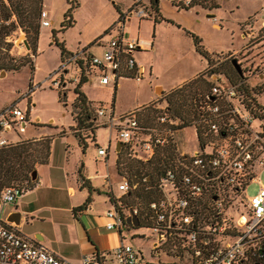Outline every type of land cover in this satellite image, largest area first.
Segmentation results:
<instances>
[{
    "label": "built area",
    "instance_id": "1",
    "mask_svg": "<svg viewBox=\"0 0 264 264\" xmlns=\"http://www.w3.org/2000/svg\"><path fill=\"white\" fill-rule=\"evenodd\" d=\"M146 9V5L135 0L118 15L117 31L102 49L81 58L82 67L90 71L86 77L98 71L100 83H108L112 77L113 85L121 71L136 79L141 77L142 66L135 64L131 53L145 48L144 43L125 35L123 21L131 13L139 17L150 15ZM38 17L41 26L50 23L44 9L39 10ZM238 28L242 29L240 35L246 37L245 47L260 45L263 59L254 70V77L264 83V5L242 18ZM76 55L66 58L62 68ZM76 69L79 70L77 66ZM241 75L244 76L242 70ZM205 78L212 80L209 92L198 105L195 118L185 125L193 126L197 139L198 147L192 151L181 148L185 126H179L176 118L167 115L165 103L158 105L159 113L148 126L139 124L133 113L113 115L111 111L103 122L114 127L117 140L122 142L120 146L138 160L145 161L167 147L172 149L155 182L157 195L137 217L138 224L154 234L151 256L165 254L177 264H264V184L260 180L264 171V109L258 101L257 83L248 84L245 76L229 80L224 75L216 79L210 74ZM53 82L57 86V80ZM27 112V106L12 104L0 110V146L10 142L2 131L24 129ZM104 113L105 108L98 105L96 116ZM112 120L118 122L112 125ZM254 121L256 124H252ZM106 151V147L97 146L99 155ZM253 181L257 183L256 190L246 194V185ZM116 186L122 194L132 184L128 177L121 176ZM23 191V186L2 187L0 205L14 202ZM138 212L135 205L128 206L126 216ZM104 215L106 229H119L126 218L113 205ZM0 264L71 263L0 217ZM79 264L159 263L144 260L140 251L119 241L102 258L83 254Z\"/></svg>",
    "mask_w": 264,
    "mask_h": 264
},
{
    "label": "rangeland",
    "instance_id": "2",
    "mask_svg": "<svg viewBox=\"0 0 264 264\" xmlns=\"http://www.w3.org/2000/svg\"><path fill=\"white\" fill-rule=\"evenodd\" d=\"M76 1L77 6L70 12L71 24L59 30L67 2L41 0L40 9L44 7L47 10L46 18L52 19V22L41 26L38 17L39 30L33 52L22 42L25 39L29 45L30 39L19 27L5 38L10 43L7 49L0 46V55L4 56L3 61L7 65L0 67V110L11 104L19 107L27 106L28 110L22 131L8 130L2 131V134L10 141L8 144L21 139L52 137L49 158L46 164L39 167L36 186L22 196L25 199L35 196L34 199H37L44 216L28 219L22 226L23 231L28 234L34 230L42 231L47 241L51 239L50 242L48 241L51 246L58 244L57 240H52L55 238L54 234L58 232V225L53 223L51 218H57L60 223L65 222L70 216L66 205L70 200L77 199L79 194L85 195L87 192L86 188H78L74 196L68 195L65 179L61 176L65 169L69 177L73 176V173L76 174V171L82 174L108 172L112 192L120 194L116 186L120 179L114 169L115 129L109 123L103 122L108 120L110 111L113 115H127L142 111L140 107L135 109L141 104L158 107L164 104V96L171 84L191 76L196 71L197 73L192 77L202 72V75L211 74L218 79L222 76L219 73H222L223 68L210 72L209 67L223 60L230 63L232 57L239 63L246 82L257 83L258 101L264 105V83L254 77V70L263 59L259 50L260 45L249 49L245 47L246 37L240 35L242 29L238 28L239 21L258 11L264 5V0H215L217 4L215 7L208 6L210 2L205 1L203 7L193 5L187 9L177 6L175 4L177 0H157L156 12L159 20L156 22L153 21L154 11L149 6L148 0H139V3L146 5L150 15L139 17L131 13L124 19L123 28L127 37L150 42V47L139 48L131 53L135 64L142 66L141 77L136 79L131 76H119L113 86L112 77L108 83H100L99 72L96 71V75L90 74L80 86V90L90 101L89 120L92 125H97L94 130V142L91 141V132L85 127L76 125L72 119L76 110L70 105L73 97L71 82L77 77L78 70L73 60L65 64V69L62 68L66 55L61 59L60 47L62 46L64 51L71 55L78 52L85 40V36L80 33V28L84 24L92 25L89 34L99 25L105 26L98 32L97 38L100 41H107L110 35L117 31L115 26L117 12L125 11L135 0ZM207 13H211L212 16ZM192 36L199 39V43L209 57L215 60L213 64L206 66L205 58L193 45ZM20 63L23 65H19ZM11 65H19V67L12 69L8 67ZM54 79L57 80V86L53 82ZM57 90L64 91L63 100L57 98ZM96 105L105 108L104 115L95 116ZM49 118L51 119L48 120ZM116 122L118 120H112L110 124ZM252 124H256V121ZM73 133H77L86 142L84 148L77 144ZM107 145L109 148L105 159V155H99L96 151L97 146ZM180 146L186 151L198 147L193 126L188 125L183 128ZM118 154L126 161L135 163L138 166L137 172L142 175L145 170L142 164L144 161L139 164L131 156H126L124 149ZM48 174L50 180L47 178ZM123 174L128 175L127 172ZM76 177L80 181V177ZM147 179V177L141 179L137 188L139 194L143 195L142 185L146 188ZM93 180L96 182L100 178ZM260 180L264 184V171L260 174ZM256 188L257 183L250 182L245 187V193L252 194ZM114 194L109 196H118ZM91 196L93 198L90 205L91 212L104 213L108 204L104 193L99 195L92 193ZM122 198L127 206L138 207L139 217L142 215L141 197H136L135 193L130 196L124 195ZM8 205L11 203L5 206ZM125 208L122 211L126 215ZM120 232L123 242L140 251L144 260L151 263L158 261L159 264H177L165 254H160L158 257L151 256V246L155 237L148 228L140 225L126 228L122 224Z\"/></svg>",
    "mask_w": 264,
    "mask_h": 264
},
{
    "label": "trees",
    "instance_id": "3",
    "mask_svg": "<svg viewBox=\"0 0 264 264\" xmlns=\"http://www.w3.org/2000/svg\"><path fill=\"white\" fill-rule=\"evenodd\" d=\"M65 1L67 2V9L63 13V19L59 24V30H62L67 25L71 24L70 12L74 7L77 6L76 0ZM205 1L210 2L208 5L210 7L217 6L215 0H188L187 2H184V0H177L175 4L187 9L193 5H200L203 7L205 6ZM148 3L149 6L153 8V21L156 22L159 20V16L156 12L157 0H148ZM40 5L41 0H0V46L2 48L5 50L7 49L10 43L7 42L5 38L11 31L19 27L24 30L27 34V37H29V47L33 52L36 36L39 30L38 13L40 10ZM118 12V15H120L121 12ZM12 16L14 17L12 18ZM97 39L98 38L91 40L89 45L93 44L95 41H97ZM192 41L195 49L205 58L206 66L213 64L215 60L209 57L207 51L203 49L199 43V39L196 36H192ZM60 48L61 59L63 58V55H66V58L71 56L69 52L64 51L62 46ZM80 53L83 55V57L88 55V53H85V48H83ZM80 53H78L73 60L75 67L77 66L79 70L76 79H73L71 82L73 97L70 101V105L76 110L72 119L75 121L76 125L85 127L91 132L92 135L90 139L94 142V130L97 125H92L91 121L89 120L91 112V108L89 106L90 101L87 100L84 93L80 90L81 84L87 80L86 74H89L90 71L86 68V66L85 68L84 66L82 67V59L79 57ZM0 58V67H6L7 65L5 64V61H3L4 56L2 54L0 55ZM19 65H23V63H20ZM19 65H11L8 67L17 69ZM220 67L223 68V70H221L222 73L219 74L224 75L229 80L244 78L241 73L236 72L231 63H228L225 60L218 61L213 67H209V71L216 72ZM30 68H32V65H30ZM205 75H202V72H200L196 76L186 79L178 85L171 87L166 92L163 101L165 103L167 115L170 118H176L179 121V126H185L193 118H195L198 105L204 100L205 95L208 94L212 80L206 79ZM119 76L128 75L124 73V71H121ZM244 88L245 94L250 96V92L248 91L247 87ZM63 96L64 91L57 90V98L61 100ZM97 106L98 105H96V107ZM96 107L94 106V109H96ZM139 107L142 109V111L135 113L136 120L139 122V124L143 126L152 124L155 120V117L159 113V109L152 104L140 105L135 109ZM261 107L264 109L263 105ZM73 135L76 137L77 144L81 148H84L86 146V142L81 139L77 133H73ZM51 139L52 137L50 136H43L33 139H21L19 141H15L14 143L0 146V190L6 185L23 186L25 190L31 188L34 179L30 178V172L35 168L36 165L47 162L50 152ZM121 149H124L126 156H129L127 154V150L122 146L116 150L114 164L117 173L126 174L127 172L128 175L126 174V177L129 179L130 175L134 174L136 177H138V180L135 185H132L126 193H122L117 197H110L108 195V200L125 218L126 215L122 210L124 207H126L125 209L127 211L128 206L126 205V202L123 200L122 196H130L136 193V197H141L144 209L148 201L157 195L155 182L161 171L162 164L172 155V149L169 147L164 148L161 153L156 152L153 156L142 162L143 167L145 168L142 175H139L137 172L138 166H136L135 163L128 162L124 158L118 156V153H120ZM133 159L141 164V160L136 158ZM143 177H147L148 179L146 180V188L144 185H142V195L139 194L137 188ZM89 202L90 198L89 196H86L81 204L71 208V212L82 210L88 205ZM136 216L139 218L138 214H136ZM122 224L126 228L139 226V224L137 226H132L128 223H125L124 221H122ZM92 253L96 257L102 258L108 254L109 251H94Z\"/></svg>",
    "mask_w": 264,
    "mask_h": 264
},
{
    "label": "crops",
    "instance_id": "4",
    "mask_svg": "<svg viewBox=\"0 0 264 264\" xmlns=\"http://www.w3.org/2000/svg\"><path fill=\"white\" fill-rule=\"evenodd\" d=\"M42 8L46 11V16H47V10L44 7ZM48 20L52 22V19H48ZM91 26L92 25L88 26V24H84L81 26L80 33L85 36V40L83 42V45L81 46V49L78 52L74 53L73 55L80 53L83 48H85V53H97L102 49V46L106 41H100L99 39H97V41H95L93 44L89 45V43L91 40L97 38L98 32L101 29H103L105 26L99 25L94 31H92L89 34L88 31L89 29H91ZM142 41L144 43L145 48L150 47L149 41L146 40H142ZM79 56L81 58L83 57L81 53L79 54ZM195 73H197V71L194 72L191 76L180 79L175 84H171L168 87V89L178 85L179 83H181L186 79L191 78ZM50 119L51 118H49L48 120ZM116 141L117 138L115 140V147H114V163L116 157L115 151L118 150V148L120 147V144L116 145ZM106 148L107 151L104 154L105 159L107 157L109 146L107 145ZM44 164H39L38 166H35V177L31 188L23 191L15 199V201L11 203V205L5 206L7 205V203L0 205V217L3 219L9 216L13 211H17L19 213L18 223H14V221L12 220L11 222L17 225V227L22 232H24L22 226L24 223L27 222L28 219L30 220L33 218L44 217L41 212L40 205L36 201L37 199H34L35 196L29 197L28 199L22 197L26 191L28 190L30 191L32 190V188L36 186L35 182L39 179L38 177L39 167L40 165H44ZM114 169H115V164H114ZM115 172L117 173L116 169ZM117 175L119 179L121 178V176H124V174H119V173H117ZM61 176L63 179H65L64 182L66 183V192L68 193V195L74 196L76 193V189L78 188L80 189L86 188L87 192L85 195L78 193L79 197H77V199L75 200H70L69 203L66 205V208L68 209V211H70V216L69 219H66L65 222L60 223L58 220H56L57 218L55 217L51 218L52 222L58 225V232L54 234L55 238L52 239V240H57L58 244L51 246L48 243V241L50 242L51 239H48L47 241L45 234L42 231L34 230L31 232V234H28L27 232L24 233H26L27 235L34 236L38 241H40L50 250H52L57 256L67 260L71 264H79L81 256L83 254H89L94 251H106V250L109 251L119 241H123V236L121 235L120 228L116 230V229H106L103 227V223L106 219L104 213L107 209L112 207V203L108 200V195L114 194L110 187L109 173L90 172L87 174H82L80 172L77 173L76 171V174L73 173V176L69 177L65 169L61 174ZM76 176L80 177V181L77 180ZM47 178L50 180V174L47 175ZM97 178H100V180H97L95 182L93 179H97ZM119 181L120 180H118V182ZM92 193L98 195L100 193H104L105 198L108 201L104 213L95 214L91 212L90 205L93 199L91 196ZM120 194H114V195H120ZM86 196H89L90 198V202L88 203V205L84 207L82 210L71 212V208L81 204L83 200L86 198Z\"/></svg>",
    "mask_w": 264,
    "mask_h": 264
},
{
    "label": "water",
    "instance_id": "5",
    "mask_svg": "<svg viewBox=\"0 0 264 264\" xmlns=\"http://www.w3.org/2000/svg\"><path fill=\"white\" fill-rule=\"evenodd\" d=\"M208 14V13H207ZM208 15H210V16H212V14L211 13H209ZM23 43H24V45L27 47V48H29V45L27 44V42H26V40L25 39H23V41H22ZM230 63H231V65L233 66V68L236 70V72L237 73H241V68H240V65H239V63L235 60V58L234 57H232L231 59H230ZM157 87V86H156ZM121 145L122 144V142L120 141V140H117L116 141V145ZM34 177H35V169H32L31 170V172H30V178L31 179H34ZM137 180H138V177H136L134 174H131L130 175V181H131V184L132 185H135V183L137 182ZM18 218H19V213L17 212V211H13L9 216H7L5 219L7 220V221H14V223H18ZM124 222L125 223H128V224H131L132 226H137L138 225V221H137V216L135 215V214H133V213H131V215L130 216H128V217H126L125 219H124Z\"/></svg>",
    "mask_w": 264,
    "mask_h": 264
}]
</instances>
